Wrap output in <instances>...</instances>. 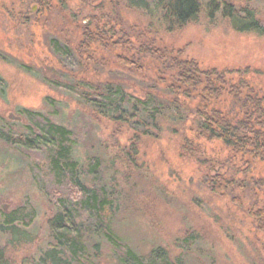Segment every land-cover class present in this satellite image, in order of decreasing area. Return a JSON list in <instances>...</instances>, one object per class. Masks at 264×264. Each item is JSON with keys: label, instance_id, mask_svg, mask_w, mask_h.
I'll use <instances>...</instances> for the list:
<instances>
[{"label": "trees", "instance_id": "1", "mask_svg": "<svg viewBox=\"0 0 264 264\" xmlns=\"http://www.w3.org/2000/svg\"><path fill=\"white\" fill-rule=\"evenodd\" d=\"M33 1L42 11H51L55 3L68 8L63 0ZM94 1L81 0L86 8L80 13ZM96 1L100 4L94 14L81 18L70 12L71 35L49 39L47 47L53 58L49 71L33 70L20 62L18 68L33 71L71 96L94 119L129 133L128 145L115 156L126 164L135 162L143 138L159 137L164 127L181 134L182 156L187 152L206 166L201 179L204 188L215 196L240 194L243 200L249 199L248 211H253L257 231L264 233V177H248L254 165L246 161V171L231 168L235 171L231 176L213 174L220 163L203 158L200 149L202 142H217L235 159L249 157L255 165L264 163V97L234 82L232 73L239 72L203 68L161 38L184 30L203 15L210 23L225 19L237 32L263 36V24L251 0ZM123 9L136 15L135 24L122 17ZM21 19L29 21L24 13ZM0 60L8 61L1 50ZM111 70L127 77H116ZM4 87L0 76L1 98L6 97ZM47 103L56 106L53 99L48 98ZM11 113L10 117L0 114V142L27 159L43 152L45 169L57 183L52 202L58 212L48 220L52 242L40 253L38 264H99L104 243L97 235L114 252V264H187L199 241L195 232L177 240L180 253L175 258L161 246L140 255L113 232L118 208L112 194L96 182L101 161L77 158L79 140L73 129L29 108L19 107ZM244 172L240 178L239 173ZM35 212L27 206L0 205V234L9 235L11 244L32 243L34 234L26 229L34 223ZM0 264H14L1 246Z\"/></svg>", "mask_w": 264, "mask_h": 264}, {"label": "rangeland", "instance_id": "2", "mask_svg": "<svg viewBox=\"0 0 264 264\" xmlns=\"http://www.w3.org/2000/svg\"><path fill=\"white\" fill-rule=\"evenodd\" d=\"M63 3L67 9L55 3L47 12L33 0H0V50L8 59L0 60L6 93L5 98L0 97V114L10 117L14 109L29 108L73 129L79 140L77 158L89 156L101 161L96 182L112 194L118 208L112 221L113 232L140 255L161 246L175 258L180 253L177 240L195 232L199 241L187 264H264V233L257 231L253 211H248L249 199L243 200L240 194L215 196L205 189L201 179L206 166L187 152L182 156L181 134L164 127L159 137L143 138L135 162L126 164L115 156L119 148L128 145L129 133L94 119L77 107L71 96L54 89L33 71L18 68L20 62L33 70L49 71L53 59L47 47L49 39L72 34L71 11L82 18L94 14L100 4L95 0L80 13L86 8L81 0ZM251 5L264 27V0H251ZM23 13L28 23L21 19ZM121 15L136 23V15L124 9ZM215 22H208L203 15L184 30L161 38L165 45L182 49L203 68L239 72L232 73L233 81L264 97V35L237 32L225 19ZM111 72L116 77H127L120 71ZM48 98L55 100L54 108L47 103ZM200 149L203 158L220 163L213 174L231 176L235 173L231 168L246 171V161L254 165L248 177H264L263 162L255 165L249 157L235 159L220 143L202 142ZM40 153L27 159L0 142V205L36 210L34 223L26 229L34 234L32 243L11 244L7 242L9 235L0 234V246L5 247L14 264H38L40 253L52 242L48 220L58 212L52 202L57 183L45 169L46 155ZM36 164L39 166L34 168ZM245 173H239V177ZM96 238L104 243L99 264L116 263L114 252L102 236Z\"/></svg>", "mask_w": 264, "mask_h": 264}]
</instances>
